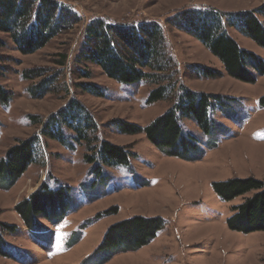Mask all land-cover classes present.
Instances as JSON below:
<instances>
[{"label":"rangeland","instance_id":"rangeland-1","mask_svg":"<svg viewBox=\"0 0 264 264\" xmlns=\"http://www.w3.org/2000/svg\"><path fill=\"white\" fill-rule=\"evenodd\" d=\"M56 1L69 6L79 19L36 51L20 53L9 35L0 32L4 42L0 84L12 93L6 105L0 104V158L16 140L39 134L47 119L70 101L80 103L93 117L99 139L132 155L127 165L105 166L95 158L103 179L85 160L95 151L80 143L74 131L63 127L65 142L41 138L37 163L29 164L9 189H0V221L15 227L10 234L3 233L9 245L0 255V264H264V231L239 233L226 225L231 208L254 191L225 202L213 189V183L234 177L264 181V106L259 104L264 76H257L253 83L230 77L201 42L168 23L189 7L236 12L257 8L264 0ZM95 21L161 24L173 64L170 80L162 82L174 84L165 99L149 102L148 95L157 84L119 83L85 58L87 25ZM228 32L241 48L264 59L263 48L238 31L229 28ZM191 65L207 66L220 74L198 77L189 69ZM27 70L42 75L25 79L22 74ZM45 77L51 85L34 96L29 89L35 92ZM82 84L95 86L103 95L90 93ZM179 87L220 95L225 105L223 111L212 113L217 125L214 134L204 135L194 120H182L184 129L199 140L200 158L189 161L166 155L142 132L124 134L113 126L120 119L146 127L181 96ZM43 181L48 190L62 191L61 207L51 217H35L27 228L13 206L36 192ZM111 208L117 211L107 212ZM133 216H159L163 226L136 250L95 252L111 225Z\"/></svg>","mask_w":264,"mask_h":264},{"label":"trees","instance_id":"trees-1","mask_svg":"<svg viewBox=\"0 0 264 264\" xmlns=\"http://www.w3.org/2000/svg\"><path fill=\"white\" fill-rule=\"evenodd\" d=\"M259 16L264 18V4L251 10L236 12H224L213 7H189L168 19V23L201 42L219 59L230 77L253 83L257 76H264V59L241 48L228 29L242 33L264 49V20L261 21ZM78 19L69 6L56 0H0V32L7 33L15 49L22 54L32 53L43 47L59 32L73 26ZM162 29L161 24L155 21L138 24L91 22L87 25L88 43L83 54L87 60L96 63L107 77L119 83L130 85L148 81L157 84L148 95L149 102L165 99L166 93L172 90L174 84H162L164 80H170V69L173 66L166 51ZM3 43L0 40V46ZM189 69L198 77L213 78L220 74L217 70L201 65H191ZM41 75V71L27 70L22 77L33 79ZM51 83L45 77L36 86L40 88L35 87L34 92L31 87L29 91L34 96H40ZM82 86L90 93L103 95L101 90L91 84ZM179 89L182 94L176 102L146 127L120 119L114 120L113 126L124 134L142 132L150 144L166 155L189 161L200 158L203 151L199 140L184 129L182 120L192 119L203 134H214L217 125L212 113L216 104L213 106L211 101H216L219 110L224 109L225 105L222 106L220 95L193 92L184 87ZM11 97L12 93L0 84V104L6 105ZM259 104L264 106V96L260 98ZM33 122H38V119ZM63 127L74 131L80 143L85 142L88 150L95 151L94 154L85 156V160L93 166V173L102 175V168L93 163L95 158L105 166L128 164L132 153L122 146L99 139L93 117L87 114L80 103L70 101L59 114L47 119L39 134L16 140L15 144L8 147L5 155L0 158V188L9 189L26 172L29 164L37 163V144L41 138L65 142ZM102 178L105 179L103 175ZM213 189L225 202L254 191L231 208L232 215L226 220V225L229 230L239 233L264 231L263 180L251 176L234 177L213 183ZM61 195L62 191L48 190L43 181L36 192L15 205V211L25 225L29 226L37 216L51 217L55 208L61 207ZM110 211H117V208H111L107 212ZM162 226L163 219L159 216H133L119 221L107 229L95 252L136 250L154 238ZM14 228L0 221V255L5 254L9 245L3 237L4 231L10 233Z\"/></svg>","mask_w":264,"mask_h":264},{"label":"crops","instance_id":"crops-1","mask_svg":"<svg viewBox=\"0 0 264 264\" xmlns=\"http://www.w3.org/2000/svg\"><path fill=\"white\" fill-rule=\"evenodd\" d=\"M221 11H224V12H232V11H228V10H221ZM204 93H207L208 94V92H204ZM231 98H234V97H231ZM211 103L213 104V106H215V104H216V107L215 108H213V110L214 111H222V110H224V109H222V110H219V108L217 107V103H216V101H214V100H212L211 101ZM211 108L212 107H210L209 108V111L211 112ZM213 111V112H214ZM214 117V116H213ZM215 118V117H214ZM216 119V118H215ZM205 135V134H204ZM1 189V188H0ZM17 204V202L14 204V205H16ZM13 207H15V206H13ZM14 211H15V208H14ZM16 212V211H15ZM16 214L19 216V214L16 212ZM20 217V216H19ZM21 218V217H20ZM22 219V218H21ZM27 228H29V226H27V225H25ZM10 234V233H9Z\"/></svg>","mask_w":264,"mask_h":264}]
</instances>
